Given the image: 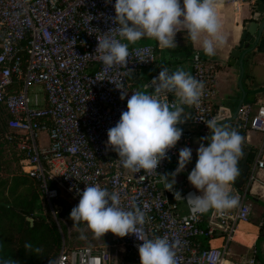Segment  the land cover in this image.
<instances>
[{"label": "built area", "instance_id": "1", "mask_svg": "<svg viewBox=\"0 0 264 264\" xmlns=\"http://www.w3.org/2000/svg\"><path fill=\"white\" fill-rule=\"evenodd\" d=\"M243 5L255 0H224ZM115 0H0V116L8 115L5 141L22 158V171L41 183V190L55 218L60 207L52 202L62 190L79 203L86 184H98L120 197V206L138 205L146 213L142 226L147 238L167 237L176 243L177 264H257L256 253L243 263L230 260V245L239 223L248 221L252 207L249 190L258 181V158L249 171L244 192L234 190L239 205L233 209L199 212L191 207L183 214L174 192L168 191L162 175L169 176L172 162L182 146H189L192 133L183 131L181 140L167 152L157 170L139 173L125 169L118 154L108 146V130L127 110V98L140 91L131 80L140 70L157 63V49L151 44L130 46L126 65L104 66L96 53L98 38L119 25L114 23ZM120 39L115 30L108 33ZM123 43H128L122 40ZM193 76L204 84L199 103L192 106L193 124L210 135L208 119L220 122L216 63L195 51ZM42 86L43 97L31 96V88ZM175 91L167 101H175ZM240 109L233 128L264 134V106L255 114ZM264 146V144H263ZM261 155V154H260ZM169 178V177H168ZM243 188V187H242ZM57 220V219H56ZM121 261L109 248L63 245L53 264H140L138 240L134 234L119 237ZM221 238V246L211 242ZM205 241L209 244L204 247Z\"/></svg>", "mask_w": 264, "mask_h": 264}, {"label": "clouds", "instance_id": "2", "mask_svg": "<svg viewBox=\"0 0 264 264\" xmlns=\"http://www.w3.org/2000/svg\"><path fill=\"white\" fill-rule=\"evenodd\" d=\"M218 3L219 0H183L182 5L181 0H115L114 23L119 26L108 33L115 30L120 39L106 33L103 39L98 38L96 53L104 66L126 65L129 43L150 38L162 49L174 48L177 46L176 34L182 27L194 44H201L206 56H214L217 47L225 43L216 14ZM151 87L154 91H135L130 97L122 90L121 99L127 98V110L108 130V146L118 154L125 169L136 173L157 170L167 152L181 140L183 130L178 125L188 118L184 106L199 103L204 84L183 68L170 71L161 67ZM173 90L176 99L169 103L167 93ZM205 123L211 135L203 138L208 142L207 146L200 143L195 168L188 175L189 182L203 194H190L186 201L199 212L233 209L239 205V199L229 193L228 186L239 174L238 162L245 138L235 128L214 118ZM191 159V148L180 150L179 167L170 175L174 179L168 182L169 176L162 175L168 191H173L175 176ZM78 195L79 203L70 213L74 225L86 223L96 238L104 237L108 232L119 237L134 234L142 241L138 248L140 264H177L175 248L178 242L172 243L166 236L147 238L143 234L146 213L141 207L133 205L131 210H125L120 206L116 192L110 193L98 184H86ZM174 196L185 199L179 191L174 192ZM25 249L32 250V245L26 244ZM0 264H14V261L3 260Z\"/></svg>", "mask_w": 264, "mask_h": 264}, {"label": "crops", "instance_id": "3", "mask_svg": "<svg viewBox=\"0 0 264 264\" xmlns=\"http://www.w3.org/2000/svg\"><path fill=\"white\" fill-rule=\"evenodd\" d=\"M248 1L249 0H247V2ZM216 14L221 25L220 34L225 38V43L222 46L217 47L216 54L214 56H208V58H211L216 63V68L214 69L217 77L218 96L215 99L217 105L215 109L217 112H220V120L223 121L234 115L236 107L242 98L240 88L237 86L239 84L242 71L240 61L239 59L234 60L231 55L241 42V35H243L244 26L251 16V4L248 2L241 6H236L228 4L224 0H219V3L216 7ZM187 36V31L182 27H179V32H177L175 38L177 46L185 43ZM203 37L204 34H202L201 39H203ZM146 44L156 46L157 63L153 67L142 69L137 74L132 76V82L139 87L140 91H154V88L151 87V84L153 79L158 77L161 67H166L170 71L183 68L185 71L190 72L193 76V68L190 57L186 56L181 51H174L175 47L162 49L159 47L156 40L150 38L141 39L135 44L129 43L130 46H140ZM192 44L194 51H198L202 55H205L200 43L194 44L192 42ZM244 66L245 75L243 83L247 94L246 100H244L245 104L243 106L249 105L247 110L250 109L251 113L255 114L259 107L264 106V55H259L254 61L252 59L245 61ZM174 98L176 99L175 95ZM184 107L188 118L186 119L185 123L178 125V127L182 128L183 131H189L192 133V142L189 146H186L192 150V159L191 162L185 166V169L175 176L174 185H177L181 188L180 193L185 198L177 199L181 212L183 214H188L191 206L186 201L187 197L190 194L195 196H200L203 194L189 182L188 175L195 168L198 157L197 150L200 146V143L204 142L205 146H207V141L203 140V138L208 137L209 135L204 136L201 129L193 124L194 113L192 106ZM245 141L248 146L247 154H250L251 152L255 154L253 161L248 162L250 171L256 167L255 165L258 158L264 159V134L251 131L247 134ZM239 159L241 160V158ZM178 167L179 157L170 165L168 182H171L174 179L170 175L176 172ZM257 171L258 181L255 182V184L249 190L248 200L251 204V207L252 205H257V207H259L260 219L253 218V216H251L253 212L252 208V212L248 221L239 223L234 240L232 242L234 243V247L237 249L235 254L236 260L230 259L236 263H243L246 259L252 257L254 251H258L257 243L259 241V256L260 254H264V168H257ZM246 184L247 183H245V186ZM245 186L239 189L238 192H244L246 188ZM231 190L232 187L229 185L228 191L230 192ZM213 211L215 212L217 210L212 209L211 213L209 212L204 216L205 222L208 220L209 215L212 214ZM222 243V239L218 238L213 240L211 245L221 246Z\"/></svg>", "mask_w": 264, "mask_h": 264}, {"label": "trees", "instance_id": "4", "mask_svg": "<svg viewBox=\"0 0 264 264\" xmlns=\"http://www.w3.org/2000/svg\"><path fill=\"white\" fill-rule=\"evenodd\" d=\"M174 51H181L192 59L195 51L189 36L186 42L176 46ZM203 58L207 59L208 56L203 55ZM8 118L5 113L0 116V261L13 260L14 264H53L64 241L60 227L63 232L65 229L60 226V220L70 216L71 210L65 207L62 212L59 210L56 215L59 222L55 220L42 193L41 183L22 171V158L17 156L5 141ZM241 135L246 139V131H241ZM245 139L242 144L241 163L248 152ZM6 149L13 152V161H18L14 170L7 167L9 159L5 157ZM254 155L253 152L249 154L248 162L253 161ZM239 178L240 173L236 179ZM43 202L45 210L42 207ZM61 202L60 199H55L52 203L57 205L62 204ZM43 211H49L51 216H44ZM29 243L32 250L27 251L25 245ZM204 247H208L207 242ZM37 248L40 249L39 252L34 251ZM256 259L257 264H261L258 253Z\"/></svg>", "mask_w": 264, "mask_h": 264}, {"label": "rangeland", "instance_id": "5", "mask_svg": "<svg viewBox=\"0 0 264 264\" xmlns=\"http://www.w3.org/2000/svg\"><path fill=\"white\" fill-rule=\"evenodd\" d=\"M237 86L240 88L239 84ZM43 90L44 88L42 86H34L31 88L30 94L32 97L35 94H38L40 97H43L44 95ZM182 147H186V146H182ZM5 157L6 159H9L7 167L9 169L14 170L17 167L18 161L16 160L13 161V158H14L13 152H10L9 149H6ZM58 199L62 201L61 202L62 204H57L60 207L61 212L64 209V207L68 208L69 210H72L75 206L78 205L77 201H75L70 195H68L66 192L62 190L59 191ZM42 207L44 209L45 207L44 202L42 203ZM252 208H253V212L251 216H253V218L260 219L259 207H257V205L255 206L252 205ZM43 214L44 216H47V217L51 216L49 211H46V212L43 211ZM56 219H57V216L55 220ZM57 222H59V220ZM73 225H74V222L70 219V216H67L66 218L60 220V226H62L65 229L64 230L65 232H63L62 228L60 227L61 233L64 239L63 245H66L70 248H76V247L109 248L113 255V258H115L119 262L121 261L122 256L120 252V246L114 240V237L111 232L106 233L104 237L96 238L94 234L92 233V231L87 227L86 223L81 222V223L75 224L74 226ZM236 252H237V249L234 247V243H232L230 246V255H231L230 259L236 260L235 258ZM260 260H261V264H264V254H260Z\"/></svg>", "mask_w": 264, "mask_h": 264}, {"label": "water", "instance_id": "6", "mask_svg": "<svg viewBox=\"0 0 264 264\" xmlns=\"http://www.w3.org/2000/svg\"><path fill=\"white\" fill-rule=\"evenodd\" d=\"M241 42L238 47L235 48V50L232 52L231 57L234 60L240 61V66H241V78L239 81V86L240 90L242 92V98L239 101L235 113L232 117L220 121L219 123H226L230 127H233L234 121L238 117V114L240 112V109L243 107L245 104L246 100V90L244 88V75H245V66L244 63L247 60H256L259 55H264V0H255L254 3L251 4V16L247 20L245 26H244V32L243 35H241ZM247 83V82H245ZM211 135V133H210ZM209 135V136H210ZM208 143V142H207ZM248 157L249 154H246L244 160L241 163V160L239 159L238 162V169L240 173V178L235 179L230 185L232 187V190L229 192L231 195L234 196V190H239L241 189L247 180L248 173H249V168L248 166ZM241 166V167H240ZM261 203V202H260ZM30 221L33 223V220L30 219ZM259 243H257L258 251L257 253L259 254Z\"/></svg>", "mask_w": 264, "mask_h": 264}]
</instances>
